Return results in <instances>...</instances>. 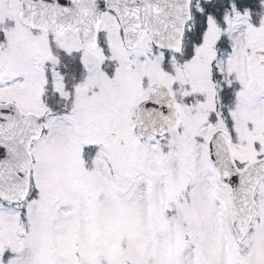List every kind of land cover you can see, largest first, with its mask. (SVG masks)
Returning a JSON list of instances; mask_svg holds the SVG:
<instances>
[{"label": "snow or ice", "instance_id": "snow-or-ice-1", "mask_svg": "<svg viewBox=\"0 0 264 264\" xmlns=\"http://www.w3.org/2000/svg\"><path fill=\"white\" fill-rule=\"evenodd\" d=\"M0 264H264V0H0Z\"/></svg>", "mask_w": 264, "mask_h": 264}]
</instances>
